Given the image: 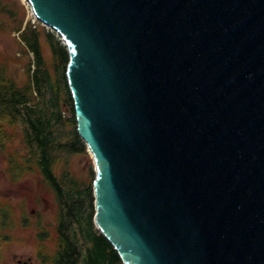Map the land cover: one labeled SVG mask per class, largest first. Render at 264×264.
<instances>
[{
  "label": "water",
  "instance_id": "95a60500",
  "mask_svg": "<svg viewBox=\"0 0 264 264\" xmlns=\"http://www.w3.org/2000/svg\"><path fill=\"white\" fill-rule=\"evenodd\" d=\"M26 1L67 46L123 263L264 264V0Z\"/></svg>",
  "mask_w": 264,
  "mask_h": 264
},
{
  "label": "trees",
  "instance_id": "16d2710c",
  "mask_svg": "<svg viewBox=\"0 0 264 264\" xmlns=\"http://www.w3.org/2000/svg\"><path fill=\"white\" fill-rule=\"evenodd\" d=\"M47 38L54 56L55 76L43 54L41 31L31 23L21 32L25 50L34 55L29 80L19 85L0 66V147L11 138L8 127L21 124L32 158H27L22 167L14 159L12 175L19 178L35 165L56 193L59 246L49 259L53 264H124L112 243L94 224L95 177L84 183L69 173L62 176L55 173L60 155L86 152L87 145L77 129L74 99L66 74L67 46L55 33H48Z\"/></svg>",
  "mask_w": 264,
  "mask_h": 264
},
{
  "label": "rangeland",
  "instance_id": "374dc122",
  "mask_svg": "<svg viewBox=\"0 0 264 264\" xmlns=\"http://www.w3.org/2000/svg\"><path fill=\"white\" fill-rule=\"evenodd\" d=\"M29 23L41 31L43 54L55 76L54 56L47 34L60 35L37 19L26 0H1L0 66H4L19 85L29 80V66L34 58L21 40V32ZM63 109L68 115L65 106ZM7 130L11 138L0 147V264H17L21 256L34 257L36 264H53L49 259L59 246L56 193L35 165L19 178L12 175L13 160L22 167L32 155L24 142L23 126L17 124ZM54 169L57 176L69 173L84 183L93 181L96 176L88 147L83 153L60 155Z\"/></svg>",
  "mask_w": 264,
  "mask_h": 264
},
{
  "label": "flooded vegetation",
  "instance_id": "af4514ba",
  "mask_svg": "<svg viewBox=\"0 0 264 264\" xmlns=\"http://www.w3.org/2000/svg\"><path fill=\"white\" fill-rule=\"evenodd\" d=\"M7 241V240H6ZM39 253V252H38ZM17 264H36L34 257L32 256H21L17 259Z\"/></svg>",
  "mask_w": 264,
  "mask_h": 264
}]
</instances>
